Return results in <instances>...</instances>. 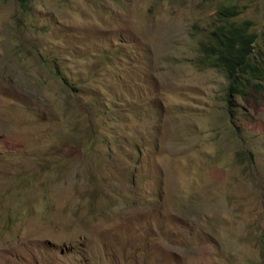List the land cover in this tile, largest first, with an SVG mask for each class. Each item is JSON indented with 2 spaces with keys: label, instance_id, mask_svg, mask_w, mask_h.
I'll return each instance as SVG.
<instances>
[{
  "label": "rangeland",
  "instance_id": "rangeland-1",
  "mask_svg": "<svg viewBox=\"0 0 264 264\" xmlns=\"http://www.w3.org/2000/svg\"><path fill=\"white\" fill-rule=\"evenodd\" d=\"M264 0H0V264H264V82L201 47ZM60 74V75H59Z\"/></svg>",
  "mask_w": 264,
  "mask_h": 264
},
{
  "label": "trees",
  "instance_id": "trees-1",
  "mask_svg": "<svg viewBox=\"0 0 264 264\" xmlns=\"http://www.w3.org/2000/svg\"><path fill=\"white\" fill-rule=\"evenodd\" d=\"M35 0H16L28 12ZM235 5L223 6L218 12L219 24L203 42L201 51L208 65L221 69L229 80V102L233 94L246 96L248 89H259L264 82V67L256 58L257 35L254 23L237 20ZM60 75V74H59Z\"/></svg>",
  "mask_w": 264,
  "mask_h": 264
}]
</instances>
